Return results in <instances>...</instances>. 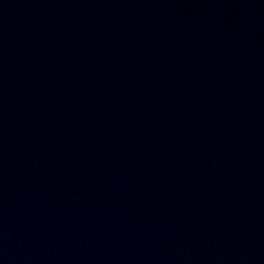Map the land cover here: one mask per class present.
Returning a JSON list of instances; mask_svg holds the SVG:
<instances>
[{"label":"water","instance_id":"1","mask_svg":"<svg viewBox=\"0 0 264 264\" xmlns=\"http://www.w3.org/2000/svg\"><path fill=\"white\" fill-rule=\"evenodd\" d=\"M0 264H264V0H0Z\"/></svg>","mask_w":264,"mask_h":264}]
</instances>
